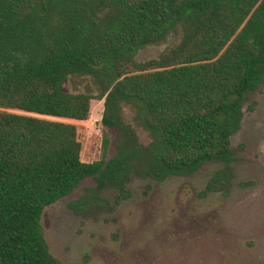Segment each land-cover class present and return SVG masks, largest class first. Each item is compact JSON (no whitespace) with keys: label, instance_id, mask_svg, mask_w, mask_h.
I'll return each instance as SVG.
<instances>
[{"label":"trees","instance_id":"trees-1","mask_svg":"<svg viewBox=\"0 0 264 264\" xmlns=\"http://www.w3.org/2000/svg\"><path fill=\"white\" fill-rule=\"evenodd\" d=\"M178 30L167 55L133 60ZM76 75L99 94H65ZM260 87L264 0H0V264H61L41 216L88 177L97 191L122 190L131 177L163 183L219 163L208 188L227 189L230 138ZM92 100H103L102 125L119 130L107 162L81 160L71 123L89 119ZM122 106L136 111L147 146Z\"/></svg>","mask_w":264,"mask_h":264},{"label":"rangeland","instance_id":"rangeland-1","mask_svg":"<svg viewBox=\"0 0 264 264\" xmlns=\"http://www.w3.org/2000/svg\"><path fill=\"white\" fill-rule=\"evenodd\" d=\"M138 50L137 63L158 60L181 39ZM65 94H99L85 76H69ZM103 100H92L90 117L77 126L81 160L112 159L119 130L102 125ZM240 129L231 136L233 176L227 189L208 188L219 163L202 165L163 183L131 177L122 190H96L88 177L41 216L50 253L61 264H264V87L246 95ZM142 146L151 142L136 111L120 109ZM107 145L103 151V139Z\"/></svg>","mask_w":264,"mask_h":264}]
</instances>
